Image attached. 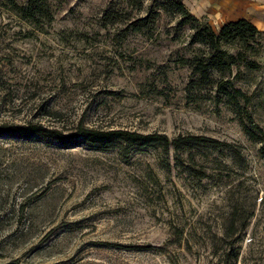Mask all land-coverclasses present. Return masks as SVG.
<instances>
[{
    "label": "rangeland",
    "instance_id": "rangeland-1",
    "mask_svg": "<svg viewBox=\"0 0 264 264\" xmlns=\"http://www.w3.org/2000/svg\"><path fill=\"white\" fill-rule=\"evenodd\" d=\"M159 1L46 0L33 25L0 0V126L219 142L123 153L0 134V264H264V49L224 76L248 102L187 89L188 30Z\"/></svg>",
    "mask_w": 264,
    "mask_h": 264
},
{
    "label": "trees",
    "instance_id": "trees-1",
    "mask_svg": "<svg viewBox=\"0 0 264 264\" xmlns=\"http://www.w3.org/2000/svg\"><path fill=\"white\" fill-rule=\"evenodd\" d=\"M9 8L22 20L35 25L42 18H50L46 0H26L19 4L15 0H7ZM158 9L166 14H172L177 19V28L188 30V45L191 47L188 55L179 57L181 65L191 71L192 78L187 84V89L215 88V93L220 94L230 104L238 105L240 100L248 102V96L241 89L233 86L232 81L225 79L234 66L241 62L246 69L257 68L255 57L264 49V31L258 29L247 19L240 18L222 24L217 30L205 18L193 15L184 5L182 0H160ZM152 13L133 19L129 28L134 32L142 33L150 30L153 19ZM103 24L114 23L117 19L109 9L105 10L101 18ZM74 136L62 135L53 129L42 125H15L0 126V134L17 136H42L70 147L83 146L98 151H108L117 148L123 153L145 147L159 146L164 150L169 147L178 149L181 145L190 147L202 144H219L217 140L190 136L188 142L181 138L168 139L162 134H141L128 130H101L77 127ZM246 134L254 138L252 130L244 127ZM264 150V148H263ZM235 152V151H233ZM235 156L236 154L233 153ZM234 257H237L235 254Z\"/></svg>",
    "mask_w": 264,
    "mask_h": 264
},
{
    "label": "crops",
    "instance_id": "crops-1",
    "mask_svg": "<svg viewBox=\"0 0 264 264\" xmlns=\"http://www.w3.org/2000/svg\"><path fill=\"white\" fill-rule=\"evenodd\" d=\"M196 17L205 18L213 29L240 18L264 31V0H182Z\"/></svg>",
    "mask_w": 264,
    "mask_h": 264
}]
</instances>
